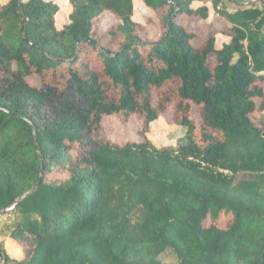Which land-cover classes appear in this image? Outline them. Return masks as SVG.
Masks as SVG:
<instances>
[{
    "label": "trees",
    "instance_id": "obj_1",
    "mask_svg": "<svg viewBox=\"0 0 264 264\" xmlns=\"http://www.w3.org/2000/svg\"><path fill=\"white\" fill-rule=\"evenodd\" d=\"M134 1L69 0L61 30L53 1H0V212L30 192L4 214L22 254L3 247L5 264H164L169 250L177 264H264V9L234 0L227 23L212 0L223 28L196 46L180 20L209 21L202 0H142L154 41ZM105 13L117 32L97 30ZM171 106L186 135L157 148L147 136ZM134 115L140 141L109 139L106 118Z\"/></svg>",
    "mask_w": 264,
    "mask_h": 264
},
{
    "label": "rangeland",
    "instance_id": "obj_2",
    "mask_svg": "<svg viewBox=\"0 0 264 264\" xmlns=\"http://www.w3.org/2000/svg\"><path fill=\"white\" fill-rule=\"evenodd\" d=\"M5 2L6 0H0ZM53 1L60 6V12L56 16V27L61 30L65 26L70 24V14L72 13V6L69 0H46ZM136 10L134 12L133 20L137 23L142 24L145 27V31L141 33L143 40L154 41L160 38L162 34L161 23L156 16V14L149 11L144 5L142 0H135ZM249 3H241L238 9L244 7H249ZM254 4L256 9H264V0H259ZM200 6H207L210 11V18L207 22H202L199 20H193L188 18H182L180 22L188 28L190 31H193L197 34L198 38L195 42L196 46L202 44V40L206 39L208 35L212 34L217 29L223 28V25L216 24V17H218V11H215L212 0H202L193 5L195 9ZM221 11H224L222 21L228 23V18L234 15L237 11V5L234 0H223L219 5ZM144 15L147 19H144ZM238 17L242 18L243 15L239 14ZM118 22L111 14H103L97 22V30L100 34L109 33L111 31L117 32L118 27L120 26ZM230 42L229 38H224L218 36L217 48L221 49L225 44ZM31 83L39 82L35 78H29ZM264 86V85H263ZM163 94V89H157L153 92V103L157 105L161 95ZM191 116L196 122H200V108L196 107L194 104L191 105ZM174 106H171L169 109L168 115H163L161 118L156 120L151 124L150 132L148 133L147 138L151 143L157 148L164 147H176L181 142V139L186 135V129L184 127L177 126L174 121ZM256 117L258 120L264 122V114L256 112ZM104 126L108 130V137L112 141H115L119 144H123L127 141H140L142 139L141 130L143 129V122L137 116H132L128 123L124 124L117 118L111 117L104 120ZM240 179H243L241 177ZM10 218V219H9ZM6 219L11 220L10 215H4L0 217V252L4 247L6 254L12 259H21L22 254L20 248L14 243L6 241L8 232L5 228ZM8 220V221H9ZM12 222V221H11ZM161 260L164 264H177L178 258L176 254L169 250L161 256Z\"/></svg>",
    "mask_w": 264,
    "mask_h": 264
},
{
    "label": "water",
    "instance_id": "obj_3",
    "mask_svg": "<svg viewBox=\"0 0 264 264\" xmlns=\"http://www.w3.org/2000/svg\"><path fill=\"white\" fill-rule=\"evenodd\" d=\"M173 17H175V16H173ZM171 22H172V20L170 21L169 26L171 25ZM43 179H44V167L42 166V172H41V176H40L36 190L39 189L40 186L42 185ZM29 194H30V192H27L26 194H24L22 197H20L18 200H16L11 206L4 208L0 212V214H7V213L15 210L18 207V205L29 196ZM0 264H5V256L2 252H0Z\"/></svg>",
    "mask_w": 264,
    "mask_h": 264
}]
</instances>
